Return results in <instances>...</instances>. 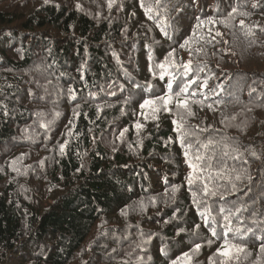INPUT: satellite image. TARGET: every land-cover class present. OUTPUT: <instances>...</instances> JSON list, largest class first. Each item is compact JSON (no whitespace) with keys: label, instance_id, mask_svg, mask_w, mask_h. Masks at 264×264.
<instances>
[{"label":"trees","instance_id":"16d2710c","mask_svg":"<svg viewBox=\"0 0 264 264\" xmlns=\"http://www.w3.org/2000/svg\"><path fill=\"white\" fill-rule=\"evenodd\" d=\"M143 2L152 18L141 0H0V264H220L229 210V264H264V0ZM198 18L217 23L193 36ZM173 50L193 71L161 79ZM188 79L193 115L140 108ZM173 120L193 163L214 157L216 196L188 184Z\"/></svg>","mask_w":264,"mask_h":264},{"label":"snow or ice","instance_id":"6c2138e0","mask_svg":"<svg viewBox=\"0 0 264 264\" xmlns=\"http://www.w3.org/2000/svg\"><path fill=\"white\" fill-rule=\"evenodd\" d=\"M161 3V0H156V4L159 6ZM111 6V3H110ZM141 6L144 8L145 14L149 16V18L151 17V13L153 12V8L151 6H145L143 0H141ZM236 11V9H233V13ZM244 15H247L246 13H243ZM232 17V13H229V18ZM221 23H225L226 21H220ZM217 23L216 20L209 18L208 20H201L198 18V22L195 25V28L193 29V36L196 35V30L200 29L202 26L206 25V24H212L215 25ZM243 21H241V25L243 26ZM162 30H164L162 28ZM262 31H264V29H261ZM209 31L211 32V29H209ZM249 31H251V29H249ZM165 34H167V32L165 31ZM221 33L220 32H216L215 36H220ZM215 36L212 37V39H215ZM203 38V37H201ZM192 40V37H189V39H186L184 41L183 44L180 45L181 48H184L186 46H188L190 44ZM210 42V41H209ZM174 51L168 53V56L165 57V61L160 63L158 65V67L160 69H162L163 71H161L160 73V78L164 79V76L167 72V70L169 68H182L183 72L179 73L181 79H183V77H185L189 72L193 71V67H192V61L189 60L186 63L183 64H177L175 61V57H174ZM202 70V69H200ZM176 79V76L173 75V80ZM198 79V78H197ZM197 80L196 79H188L186 82H183L180 85H177V87L179 88V91H173V82L169 81V83L167 84V93L163 96H156L155 98H147L144 99L143 102L140 104V108L142 110H150V113L152 115V117L155 119L156 117V113L159 112L161 110V108H163L164 111L167 112H171L172 109L169 107V105L175 104L176 109L178 110V114H179V110L183 109L187 112L188 115H193V113L191 112L190 109V102L191 103H202V101H193L191 100V97L195 96L196 93L193 92L190 95L188 94V90L190 88L191 85L196 84ZM203 86L207 87V81L205 80L203 82ZM70 92H72V89H69ZM209 107H211V105H209ZM57 115H59V113H57ZM141 115L145 116V119L148 118L147 114L142 111ZM173 124L176 125V130L178 133V139L180 140L181 146L185 148L184 151V155L185 157L188 159V163H189V167L192 169V172L189 173L188 177H187V181L188 184L191 186L194 183V180H201L202 181V192H203V196L208 197V196H216L218 193L215 190L214 187H210V184L212 183L214 177H213V169H214V164H213V160L214 157L213 156H200L197 155L195 157L196 163L192 162V158L190 157L189 154V149H191L192 145L191 144H185V137L187 135H189V133L187 132H183L181 131V129L183 128V125L178 123L176 120H173ZM41 127H46V125H41ZM142 127L141 124L137 123L136 124V128L140 129ZM69 135H71V132H69ZM121 135H123V133H121ZM212 141H208V144H211ZM67 142H65V144L60 145V151L61 153L64 152L65 146H66ZM208 144H204L202 145L203 147L207 148ZM227 153H225L226 155ZM203 161H207V165L206 167L203 166L202 162ZM196 173H200V176H196ZM216 177L217 178H223V172L222 171H217L216 172ZM241 177L239 175L236 176V179L239 180ZM233 190H235V185L233 184ZM177 189L173 188V192H175ZM193 196V202L199 204V201L196 200V196L197 193L193 192L192 193ZM221 198L223 199V195L221 194ZM225 211V209L221 208L220 212L223 213ZM237 211H239V209H237ZM202 216L205 217V223L208 224L209 221V216L207 213L205 212H201L200 213ZM230 216H231V211L229 210L228 215H224V220L226 222H228V224H230ZM228 224L225 225V227L227 228V231L223 233V244L221 246V248L217 249V253L216 255L218 257H221L222 259L220 260V264H229L230 261L234 260V259H238V253L243 252L244 249L242 247H240L237 244L232 243L227 237H228V233L232 231V229L230 227H228ZM210 226V225H209ZM197 228H199V225L196 226ZM236 231H239V229H237ZM211 232L213 236H218L219 234L217 233L215 228H211ZM209 244H211V241H209ZM201 248L200 244H196L195 248L193 249V251H198ZM260 251L262 253H264V245H261ZM211 260V258H210ZM191 261V256L189 253L185 252L183 253L182 256L177 257L176 260L172 261V264H190ZM214 264V262H213Z\"/></svg>","mask_w":264,"mask_h":264},{"label":"bare ground","instance_id":"6f19581e","mask_svg":"<svg viewBox=\"0 0 264 264\" xmlns=\"http://www.w3.org/2000/svg\"><path fill=\"white\" fill-rule=\"evenodd\" d=\"M157 204V203H156ZM157 206V205H156Z\"/></svg>","mask_w":264,"mask_h":264}]
</instances>
